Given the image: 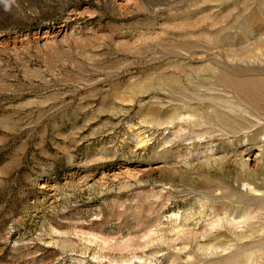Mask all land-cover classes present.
<instances>
[{"label":"rangeland","instance_id":"1","mask_svg":"<svg viewBox=\"0 0 264 264\" xmlns=\"http://www.w3.org/2000/svg\"><path fill=\"white\" fill-rule=\"evenodd\" d=\"M0 264H264V0H0Z\"/></svg>","mask_w":264,"mask_h":264}]
</instances>
